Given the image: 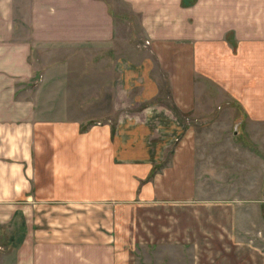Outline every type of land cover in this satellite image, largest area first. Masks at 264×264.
I'll return each instance as SVG.
<instances>
[{
  "label": "crops",
  "instance_id": "0c3cea01",
  "mask_svg": "<svg viewBox=\"0 0 264 264\" xmlns=\"http://www.w3.org/2000/svg\"><path fill=\"white\" fill-rule=\"evenodd\" d=\"M122 1L138 16L180 112L218 123L226 119H212L216 110L244 113L264 129V0ZM29 15L25 32L32 43L11 40L13 26H0V227L15 244L12 264H119L124 241L173 240L170 226L178 218L166 220L162 212L199 202L194 137L181 138L166 161L172 142L151 136L132 104L102 103L113 90L102 58L92 105L68 103L63 72L57 80L64 86L45 92L62 103H38L40 88L29 85L33 44L111 48L115 18L105 0H33ZM229 98L240 105H223ZM240 201L231 202L233 225L242 224ZM254 206L260 214L264 198Z\"/></svg>",
  "mask_w": 264,
  "mask_h": 264
},
{
  "label": "rangeland",
  "instance_id": "374dc122",
  "mask_svg": "<svg viewBox=\"0 0 264 264\" xmlns=\"http://www.w3.org/2000/svg\"><path fill=\"white\" fill-rule=\"evenodd\" d=\"M3 1L0 0V26H13L11 40L21 38L32 43L25 31L29 28L33 0ZM105 1L115 18L111 48L33 44L31 60L35 63V72L29 85L32 89L40 88L38 103L51 99L62 103L61 96L45 97V92L50 88L55 92L61 89L58 86L62 83L57 79L63 72L68 74L64 82L68 103L92 105L96 61L104 59L103 73L112 79L108 84L113 90L102 103L132 104L134 115L145 118L151 136L172 142L167 147L166 161L174 145L191 133L198 157L200 187L197 204H179L162 212L166 220L178 218L173 220L174 226H170L176 233L173 240L161 245L144 243L146 246L124 241L119 249V264H264V210L259 214L254 206L255 199L264 198V129L254 128L253 123L246 121L244 113L216 110L209 114L212 119H226V123H218L205 120L206 114L180 112L171 96L170 82L162 78L160 67L154 63L138 16L122 0ZM0 36H5L2 31ZM130 65L133 69L131 92L125 80ZM82 76L89 80H83ZM81 86H91V90L81 92ZM152 90H157L156 95L147 96ZM222 104L240 105L235 98L224 100ZM148 107L157 111L141 112ZM236 200H241L244 206L240 225L232 224L237 209L231 202ZM206 201L213 205L206 206ZM8 234L7 228L0 227V264L4 259L12 264L15 244L8 242Z\"/></svg>",
  "mask_w": 264,
  "mask_h": 264
},
{
  "label": "trees",
  "instance_id": "16d2710c",
  "mask_svg": "<svg viewBox=\"0 0 264 264\" xmlns=\"http://www.w3.org/2000/svg\"><path fill=\"white\" fill-rule=\"evenodd\" d=\"M185 3L188 1V0H183Z\"/></svg>",
  "mask_w": 264,
  "mask_h": 264
}]
</instances>
